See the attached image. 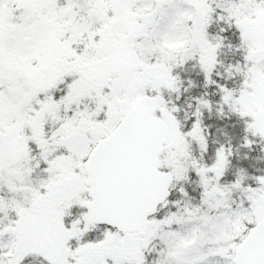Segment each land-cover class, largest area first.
I'll return each instance as SVG.
<instances>
[{"label":"snow or ice","instance_id":"1","mask_svg":"<svg viewBox=\"0 0 264 264\" xmlns=\"http://www.w3.org/2000/svg\"><path fill=\"white\" fill-rule=\"evenodd\" d=\"M0 264H264V0H0Z\"/></svg>","mask_w":264,"mask_h":264}]
</instances>
